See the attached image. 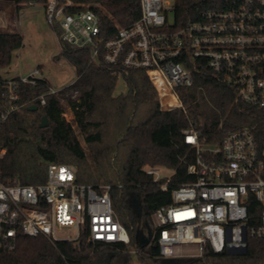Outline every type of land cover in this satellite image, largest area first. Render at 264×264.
Wrapping results in <instances>:
<instances>
[{
  "label": "built area",
  "instance_id": "obj_1",
  "mask_svg": "<svg viewBox=\"0 0 264 264\" xmlns=\"http://www.w3.org/2000/svg\"><path fill=\"white\" fill-rule=\"evenodd\" d=\"M138 1L139 16L124 25L112 14L105 23L98 1L46 0L45 18L60 30L61 44L89 48L94 61L117 67L120 75L145 70L174 100L161 105L163 110L185 109L178 89L193 86L205 68L240 100L264 108V0H205L197 18L185 21L176 19L175 0ZM41 78L42 69L35 67L28 75L0 80V126L26 104L22 85L37 86ZM49 95L64 104L78 91L50 84L29 102L43 106ZM183 133L185 143L195 148V161L187 168L193 179L174 187L172 202L152 212L148 245L157 244L162 258L201 256L206 245L215 252L248 248L251 238L264 237V146L248 125L227 132L219 144L194 128ZM145 170L156 181L164 178L156 167ZM112 188L106 182H78L76 166L66 162H50L45 182L0 180V248L15 247L20 234L43 235L52 242L77 241L85 234L91 242L130 245ZM161 189H168L167 180ZM254 200L257 213L250 209ZM68 226L77 236L58 237L57 229Z\"/></svg>",
  "mask_w": 264,
  "mask_h": 264
},
{
  "label": "trees",
  "instance_id": "obj_2",
  "mask_svg": "<svg viewBox=\"0 0 264 264\" xmlns=\"http://www.w3.org/2000/svg\"><path fill=\"white\" fill-rule=\"evenodd\" d=\"M13 1L18 8L46 2ZM75 1L100 2L107 24L108 14L121 25L139 16L138 0ZM204 1L175 0L176 19H196L197 8ZM22 45L19 32L0 31V68L11 63L13 52ZM60 56L76 70L74 81L64 87L65 92L78 91L76 98L67 100L76 126L64 117V104L56 95H49L43 106L34 101L38 109H30L33 103L29 99L50 86L46 78L37 86L22 85L21 101L26 104L0 126V180L9 182L17 177L22 184L41 183L47 178L50 162H66L76 166L78 182L96 184V169L102 181L113 185V202L130 234V246L141 249L139 262H133L129 245L91 242L85 234L77 241L54 242L43 235L20 234L15 247L0 248V264H99L106 257H110L109 264H264V237L251 238L246 254L215 252L206 245L201 256H178L169 262L160 257L157 244L142 243L147 222L153 230L152 212L172 202L174 187L193 179L187 168L195 161V148L185 143L184 129L194 128L208 142L219 144L227 132L248 125L264 146V108L240 100L233 88L205 68L195 75L193 86L178 89L185 109L163 110L158 90L145 70L134 68L120 75L117 67L94 61L89 48L64 43L57 58ZM120 77L127 90L117 94ZM43 116L49 121L45 127L41 126ZM110 135L115 137L113 142L107 141ZM146 165L170 167L174 173L156 181L145 170ZM166 180L168 189L163 190L161 184ZM136 195L141 212L135 204ZM250 209L257 213L255 200Z\"/></svg>",
  "mask_w": 264,
  "mask_h": 264
},
{
  "label": "rangeland",
  "instance_id": "obj_3",
  "mask_svg": "<svg viewBox=\"0 0 264 264\" xmlns=\"http://www.w3.org/2000/svg\"><path fill=\"white\" fill-rule=\"evenodd\" d=\"M171 18H173L172 15ZM0 31H21L23 36V45L13 52L11 63L6 67L0 68V74L4 78L18 76L19 74L28 75L31 69L35 67L42 69V76H47L50 84L54 87L63 88L76 78V70L67 58L64 56L57 58V55L61 53V43L58 38L60 30L47 23L44 4L34 3L18 8L17 3L13 0H0ZM126 90L125 81L120 77L117 81L115 92L119 94L126 92ZM157 90L163 107L164 101L162 100L161 90L158 88ZM64 110L63 115L66 120L71 121L73 126H76L74 113L67 102L64 103ZM78 136L81 144L86 149L88 157L91 158L85 141L80 135ZM114 139L115 137L111 135L107 137L108 142H113ZM2 152L4 153V150ZM156 168L158 174L162 177H171L174 173V169L170 167L158 166ZM94 174L97 183L104 182L96 169ZM115 209L122 221L120 211L116 206ZM56 234L60 238L70 239L77 236L76 229L71 226L58 228ZM129 247L131 246L129 245ZM132 259L134 263L139 262L138 255L135 253H132Z\"/></svg>",
  "mask_w": 264,
  "mask_h": 264
},
{
  "label": "water",
  "instance_id": "obj_4",
  "mask_svg": "<svg viewBox=\"0 0 264 264\" xmlns=\"http://www.w3.org/2000/svg\"><path fill=\"white\" fill-rule=\"evenodd\" d=\"M30 109L31 110H37L38 106L37 105H32V106H30ZM48 124H49V121H48L47 117L43 116L42 120H41V126L45 127ZM135 204L138 206V209L141 212L142 208H141V204H140V198L137 195H136V199H135ZM146 225H147V234H146V236L143 235L142 243H147L149 241V238H150L151 233H152V229H151V227H150L148 222L146 223ZM228 252L230 254H246L247 253V248L230 249ZM172 259L173 258H165V260L167 262L171 261ZM103 264H109V263H103Z\"/></svg>",
  "mask_w": 264,
  "mask_h": 264
},
{
  "label": "bare ground",
  "instance_id": "obj_5",
  "mask_svg": "<svg viewBox=\"0 0 264 264\" xmlns=\"http://www.w3.org/2000/svg\"><path fill=\"white\" fill-rule=\"evenodd\" d=\"M160 90H161V96H162V100L164 101V106L168 107L171 104L174 103V100L172 97H170V95L168 94L167 90L163 88L162 85H159Z\"/></svg>",
  "mask_w": 264,
  "mask_h": 264
},
{
  "label": "flooded vegetation",
  "instance_id": "obj_6",
  "mask_svg": "<svg viewBox=\"0 0 264 264\" xmlns=\"http://www.w3.org/2000/svg\"><path fill=\"white\" fill-rule=\"evenodd\" d=\"M110 262V257H106L102 263H109ZM102 263H99V264H102ZM98 264V263H97Z\"/></svg>",
  "mask_w": 264,
  "mask_h": 264
},
{
  "label": "crops",
  "instance_id": "obj_7",
  "mask_svg": "<svg viewBox=\"0 0 264 264\" xmlns=\"http://www.w3.org/2000/svg\"><path fill=\"white\" fill-rule=\"evenodd\" d=\"M20 34H21V31L19 32ZM22 35V34H21ZM44 78H46L47 80H48V78H47V76H43ZM49 81V80H48ZM50 82V81H49Z\"/></svg>",
  "mask_w": 264,
  "mask_h": 264
}]
</instances>
